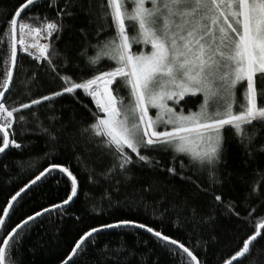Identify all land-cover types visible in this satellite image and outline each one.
I'll list each match as a JSON object with an SVG mask.
<instances>
[{"label":"snow or ice","instance_id":"snow-or-ice-1","mask_svg":"<svg viewBox=\"0 0 264 264\" xmlns=\"http://www.w3.org/2000/svg\"><path fill=\"white\" fill-rule=\"evenodd\" d=\"M80 13L89 18V24H100L95 45L88 41L86 27L71 23ZM103 31L111 32L106 42L99 40ZM66 32L78 35L75 54L56 47ZM0 35L7 38L0 40L4 66L0 72V155L24 147L17 140V129L23 131L27 122L25 110L71 97L90 114V122L86 126L76 122L73 127V116L59 131L72 142L73 155L90 145L108 157L107 171L102 172L105 178L122 176L131 181L135 168L148 167L184 179L187 163L206 172L212 186H222L219 167L230 136L252 157L256 128L264 127V87L259 84L264 81V0H98L87 9L83 0H21L6 17ZM134 46L147 50L134 51ZM90 49L94 54L89 55ZM22 56L38 62V68L59 87L27 102L9 104ZM104 62L107 70L101 71ZM37 78L38 72H33L26 83ZM193 100L198 101L194 110H186L185 105ZM32 116L38 119L35 112ZM42 131L59 151L56 132ZM259 151L264 153V145ZM160 155L171 157L167 166L156 159ZM44 156L46 166L37 168L0 205V264H16L13 256L25 233L43 226L53 213L61 221L67 215L74 222L83 219L72 213L80 199L78 172L72 164L57 162L54 152ZM76 160L79 165L80 157ZM87 178L93 182L91 173ZM52 182L63 184L65 195L58 202L40 203L43 188ZM154 186L148 184L142 191L150 193ZM262 191L264 174L251 186L248 198ZM213 199L229 216L239 217L233 202H225L222 195ZM26 200L33 202V210L13 222ZM77 211L88 215L87 209ZM255 212L252 208L248 216ZM208 223H215L211 214ZM252 226L251 234L221 264H243L252 254L254 242L264 239V217ZM123 229L147 233L173 258V264H205L194 250L198 243L191 245L185 242L187 237L174 238L162 226L135 218L88 226L74 238L61 264H78L95 248L100 234ZM107 252V246L97 250L94 264H120L119 251L112 256Z\"/></svg>","mask_w":264,"mask_h":264},{"label":"trees","instance_id":"trees-1","mask_svg":"<svg viewBox=\"0 0 264 264\" xmlns=\"http://www.w3.org/2000/svg\"><path fill=\"white\" fill-rule=\"evenodd\" d=\"M20 2L21 0H0V30L6 17ZM83 3L87 9L90 3L95 5L98 0H83ZM88 20L84 13H80L71 23L76 28L86 27L88 41L95 45L100 24H89ZM104 27L107 28V24ZM110 35V31H103L99 35V40L106 42ZM6 39L0 35V40ZM56 47L61 52L71 49L75 54L78 35L69 36L66 32ZM140 50L147 49L134 46V51ZM92 54L94 50L90 49L89 55ZM37 65L38 62H33L30 58L23 56L20 58L19 70L15 74L14 85L8 99L9 104L13 101L27 102L30 98L48 94L54 88L58 89V84L53 83L51 77ZM107 66V62H104L99 70H107ZM3 68V63L0 62V72ZM33 72H38V78L27 84ZM87 74L84 73L85 76ZM259 84L264 87V81ZM85 103L88 101L85 100ZM195 103L198 101L188 103L185 109L194 110ZM89 106L92 107L91 104ZM33 112L37 114L38 119L33 118ZM24 114L28 119L23 131L17 129V140L24 147L20 150H10L7 155H0V205H3L9 194L18 186H22L37 168L42 170L41 166H46L45 152H54L57 162L72 164L79 174L80 199L73 206L72 213L81 215L83 219L81 222H74L72 216L67 215L61 221L58 215L53 213L43 226L32 228L25 233L22 245L13 256L16 264H61L78 233L88 226H96L119 218H135L154 227L162 226L165 234L174 238L184 240L187 237L186 243L199 244L194 250L205 264H221L222 259L228 258L241 246L242 239L251 234L252 224L264 217V191L258 197L254 195L248 198L251 186L261 181V175L264 174V153L259 151L264 145V127L258 125L256 128L258 135L250 148L252 157L245 155L243 146L229 137L224 163L219 167V177L224 183L222 186H212L206 172L191 168L187 163L184 179L148 167L135 168L131 181L122 176L105 178L102 172L107 171L108 157L90 145L77 149L76 155H73L72 142L65 139V133L59 131L73 116L75 117L73 127L76 122H81L82 126L90 122V114L71 97L58 98L33 110H25ZM42 128L53 130L60 137V143L57 145L59 151L52 148L49 137ZM76 156L80 157L79 165ZM156 159L167 166L171 157L160 155ZM176 166L179 168L178 163ZM90 173L93 175L91 183L87 178ZM117 180L121 181L120 184L116 183ZM148 184L155 185L150 193L142 191ZM43 191L45 195L40 199V203L43 204L58 202L65 195L64 185L57 186L55 182L45 185ZM214 195H222L225 202H233L235 211L240 214L239 217L229 216L223 205H216ZM177 204L182 207L177 209ZM33 207V202L26 200L13 216V222L18 221L24 213L31 212ZM93 208L95 212L92 211ZM252 208H255L256 212L250 218L248 213ZM80 209H87L88 215H85L84 211H77ZM210 214L215 218L214 224L208 223ZM145 241L148 243L145 244ZM105 246L108 249L106 253L108 256L120 252V264H151L156 259H159L160 264H173V258L156 246L154 238H150L147 233H138L134 229L111 230L100 234L95 248L90 250L87 258L79 260L78 264H94L98 259L97 250ZM243 264H264V239L254 242L252 254L244 259Z\"/></svg>","mask_w":264,"mask_h":264}]
</instances>
